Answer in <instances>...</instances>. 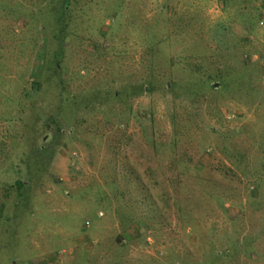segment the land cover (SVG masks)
<instances>
[{"label": "rangeland", "instance_id": "rangeland-1", "mask_svg": "<svg viewBox=\"0 0 264 264\" xmlns=\"http://www.w3.org/2000/svg\"><path fill=\"white\" fill-rule=\"evenodd\" d=\"M64 8L0 0V264H264V0Z\"/></svg>", "mask_w": 264, "mask_h": 264}, {"label": "trees", "instance_id": "trees-1", "mask_svg": "<svg viewBox=\"0 0 264 264\" xmlns=\"http://www.w3.org/2000/svg\"><path fill=\"white\" fill-rule=\"evenodd\" d=\"M227 1L228 0H225V4H227ZM69 2L70 0H65V8L63 9L64 11L68 10L67 9V6H69ZM259 15L262 14L261 10L259 9L258 12H257ZM262 21V20H260ZM219 77L221 78V80H224L223 76L222 75H219ZM226 81V80H224ZM227 82V81H226ZM169 85H172L171 83H169ZM213 88L215 89L216 87L213 86ZM140 89H141V93H144V92H147L149 90V87H146V86H140ZM23 183L22 180H18V184L19 186H23Z\"/></svg>", "mask_w": 264, "mask_h": 264}]
</instances>
